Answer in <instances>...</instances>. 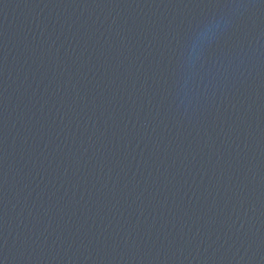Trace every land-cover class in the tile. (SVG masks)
<instances>
[{"label": "water", "instance_id": "obj_1", "mask_svg": "<svg viewBox=\"0 0 264 264\" xmlns=\"http://www.w3.org/2000/svg\"><path fill=\"white\" fill-rule=\"evenodd\" d=\"M24 6L46 264H264V0Z\"/></svg>", "mask_w": 264, "mask_h": 264}, {"label": "clouds", "instance_id": "obj_2", "mask_svg": "<svg viewBox=\"0 0 264 264\" xmlns=\"http://www.w3.org/2000/svg\"><path fill=\"white\" fill-rule=\"evenodd\" d=\"M213 27L212 25H209L206 31L202 32L200 34V39H207L210 34L213 33Z\"/></svg>", "mask_w": 264, "mask_h": 264}]
</instances>
